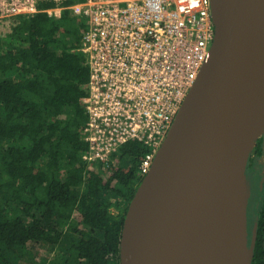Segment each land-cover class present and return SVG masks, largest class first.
<instances>
[{"label": "trees", "instance_id": "obj_1", "mask_svg": "<svg viewBox=\"0 0 264 264\" xmlns=\"http://www.w3.org/2000/svg\"><path fill=\"white\" fill-rule=\"evenodd\" d=\"M86 27L65 8L58 18L17 16L0 32V264H120L123 222L148 149L129 141L105 164L83 160ZM263 146L261 135L247 165L249 247L256 223L251 264H264ZM36 247L48 251L46 259Z\"/></svg>", "mask_w": 264, "mask_h": 264}, {"label": "water", "instance_id": "obj_2", "mask_svg": "<svg viewBox=\"0 0 264 264\" xmlns=\"http://www.w3.org/2000/svg\"><path fill=\"white\" fill-rule=\"evenodd\" d=\"M210 2L212 47L128 204L120 264H204L264 132V0Z\"/></svg>", "mask_w": 264, "mask_h": 264}, {"label": "built area", "instance_id": "obj_3", "mask_svg": "<svg viewBox=\"0 0 264 264\" xmlns=\"http://www.w3.org/2000/svg\"><path fill=\"white\" fill-rule=\"evenodd\" d=\"M41 2L54 7L40 9ZM68 4V5H65ZM65 8L85 18L81 51L89 69L83 99L87 165L105 164L129 141L148 152L144 177L209 55L210 0H0V25Z\"/></svg>", "mask_w": 264, "mask_h": 264}, {"label": "bare ground", "instance_id": "obj_4", "mask_svg": "<svg viewBox=\"0 0 264 264\" xmlns=\"http://www.w3.org/2000/svg\"><path fill=\"white\" fill-rule=\"evenodd\" d=\"M248 193L249 186L245 180L230 204L225 229L219 238V243L204 264L248 263L251 255V249L246 243V237L249 235L246 236L245 217Z\"/></svg>", "mask_w": 264, "mask_h": 264}, {"label": "rangeland", "instance_id": "obj_5", "mask_svg": "<svg viewBox=\"0 0 264 264\" xmlns=\"http://www.w3.org/2000/svg\"><path fill=\"white\" fill-rule=\"evenodd\" d=\"M8 30H9L8 27L0 25V32L2 34H5ZM262 135L264 137V132H263ZM263 150H264V146H263ZM263 154H264V152H263ZM261 161H262V164H263V169H262L261 174H262V179H264V159L262 158ZM246 181H247V184L249 186V193H248V197H247V204H248V201L251 198V194H252L251 191L253 189L252 178H251V175H250V173L248 171L246 172ZM246 211H247V206H246ZM253 218H254V212L251 213V223L253 222ZM250 228H251V226H250ZM35 253L37 254L38 258L46 259L48 251L46 249L42 248V247H36Z\"/></svg>", "mask_w": 264, "mask_h": 264}, {"label": "crops", "instance_id": "obj_6", "mask_svg": "<svg viewBox=\"0 0 264 264\" xmlns=\"http://www.w3.org/2000/svg\"><path fill=\"white\" fill-rule=\"evenodd\" d=\"M255 228H256V223L253 222L252 225H251V228H250L251 235L254 233Z\"/></svg>", "mask_w": 264, "mask_h": 264}, {"label": "flooded vegetation", "instance_id": "obj_7", "mask_svg": "<svg viewBox=\"0 0 264 264\" xmlns=\"http://www.w3.org/2000/svg\"><path fill=\"white\" fill-rule=\"evenodd\" d=\"M264 155V154H263ZM263 159H264V157H263Z\"/></svg>", "mask_w": 264, "mask_h": 264}]
</instances>
